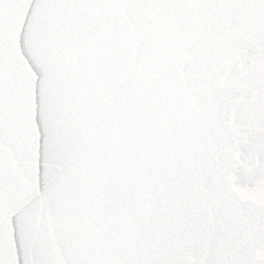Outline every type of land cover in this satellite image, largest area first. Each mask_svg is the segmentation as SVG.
<instances>
[{
	"label": "snow or ice",
	"instance_id": "obj_1",
	"mask_svg": "<svg viewBox=\"0 0 264 264\" xmlns=\"http://www.w3.org/2000/svg\"><path fill=\"white\" fill-rule=\"evenodd\" d=\"M0 264H264V0H0Z\"/></svg>",
	"mask_w": 264,
	"mask_h": 264
}]
</instances>
